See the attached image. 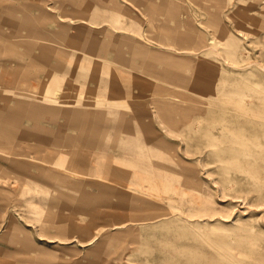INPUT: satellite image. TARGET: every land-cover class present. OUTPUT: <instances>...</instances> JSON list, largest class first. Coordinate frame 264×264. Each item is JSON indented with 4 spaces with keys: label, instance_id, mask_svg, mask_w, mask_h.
Returning a JSON list of instances; mask_svg holds the SVG:
<instances>
[{
    "label": "rangeland",
    "instance_id": "1",
    "mask_svg": "<svg viewBox=\"0 0 264 264\" xmlns=\"http://www.w3.org/2000/svg\"><path fill=\"white\" fill-rule=\"evenodd\" d=\"M217 1L0 0V264H264V10Z\"/></svg>",
    "mask_w": 264,
    "mask_h": 264
},
{
    "label": "bare ground",
    "instance_id": "2",
    "mask_svg": "<svg viewBox=\"0 0 264 264\" xmlns=\"http://www.w3.org/2000/svg\"><path fill=\"white\" fill-rule=\"evenodd\" d=\"M227 2H229V4H231V5L233 4L232 0H227ZM255 3H256V8L257 9L264 10V0H255ZM5 7L13 8L11 5H8V6H5ZM91 9H92V7L89 4H87V5L83 6V8H81V9H78V8L76 9L75 8L74 12L77 11V13H73L72 12V13H65V14L69 18L80 20V24H79V26H77L80 29H88L89 31H95V30L99 31V30L108 29L107 28V23L110 22L109 17L106 14L105 15H100V14L104 13L106 10L104 8H100L99 10H102V12L97 14V15L96 14L93 15V14H89V11ZM217 15H218V17H220L221 13H219V14L217 13ZM178 33L180 34L179 37H181V36L182 37H187V35H188V33L181 32L179 30H178ZM210 40L213 43V41H214L213 38H210L208 40H205V39L202 38V40H200V44L194 48L195 51L193 52V55H195V56L198 55L200 53V51L202 50V48H206V46H210ZM112 44L113 43H111V42L106 43V45H112ZM104 48H106V46H104ZM242 55H244V52L242 53ZM2 66H3V62H0V67H2ZM1 76L2 75H0V79L3 77V76L2 77ZM101 80L102 81H112L113 79H109V80L101 79ZM107 88H108V86H107ZM168 89L169 88H163L160 91V95L159 96H157V97L153 96V99L151 100V102H154V103H157V104H162L164 107H167L166 114L168 115V121L170 123H173L174 125L179 124L178 122H179V120H181L182 117L186 118V119H190L191 118V117L189 118V116H190L189 113L191 111L195 112V111L201 110L202 103L204 101L196 99V98H192V97L188 98V97H185V96H183V95H181V94H179L177 92H173V91L171 92ZM55 93H56V91H55ZM164 94H168V95L173 96V97L172 98H167V97L164 96ZM70 103H72V102H70ZM179 107H180L181 111L178 110ZM241 107H245V106L241 105ZM210 110H212V109L208 108V111H210ZM258 113H259L258 114V118L259 119H264L261 110ZM245 114H248V112H246ZM196 120H197L196 122H193V124L190 125L191 127H193V126L195 128L200 127V125H201L200 121L203 120V117L202 118L201 117H197ZM128 128H131V126L128 125L127 129ZM127 149H130V148H127ZM203 201L200 202L201 203L199 205L200 208L203 206L202 203L205 202V201L204 202ZM204 205H206V203H204ZM124 206L125 205H123V206L121 205V206H118V207L119 208H121V207L124 208ZM162 215H163L162 213H158V214H155L153 217H158V216H162Z\"/></svg>",
    "mask_w": 264,
    "mask_h": 264
}]
</instances>
